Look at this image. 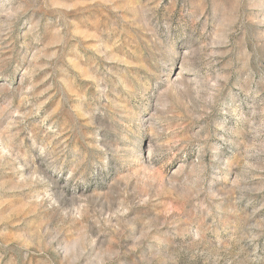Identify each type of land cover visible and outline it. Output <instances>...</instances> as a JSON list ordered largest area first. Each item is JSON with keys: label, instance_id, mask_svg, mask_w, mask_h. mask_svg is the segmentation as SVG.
<instances>
[{"label": "rangeland", "instance_id": "rangeland-1", "mask_svg": "<svg viewBox=\"0 0 264 264\" xmlns=\"http://www.w3.org/2000/svg\"><path fill=\"white\" fill-rule=\"evenodd\" d=\"M0 264H264V0H0Z\"/></svg>", "mask_w": 264, "mask_h": 264}]
</instances>
